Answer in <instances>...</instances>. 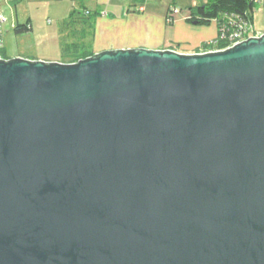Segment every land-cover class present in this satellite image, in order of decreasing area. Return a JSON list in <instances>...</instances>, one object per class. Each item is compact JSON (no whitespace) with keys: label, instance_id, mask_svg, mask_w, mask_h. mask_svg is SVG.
Masks as SVG:
<instances>
[{"label":"water","instance_id":"obj_1","mask_svg":"<svg viewBox=\"0 0 264 264\" xmlns=\"http://www.w3.org/2000/svg\"><path fill=\"white\" fill-rule=\"evenodd\" d=\"M0 264H264V34L0 59Z\"/></svg>","mask_w":264,"mask_h":264},{"label":"crops","instance_id":"obj_2","mask_svg":"<svg viewBox=\"0 0 264 264\" xmlns=\"http://www.w3.org/2000/svg\"><path fill=\"white\" fill-rule=\"evenodd\" d=\"M151 1L143 0V4L138 6L134 0H22L30 12L29 17L24 19L21 25L18 23L17 25L29 27L24 33L33 34L34 50L30 52L29 48L20 51L15 49L13 54L9 55L3 48L5 60L19 57L31 61L66 64L75 55L85 52L93 55L107 50L137 48L150 50L174 48L179 53L195 54L201 52L202 45L216 39L218 35L216 20L205 26L195 27V24L188 22L190 13L187 8L176 11L167 4L156 10L152 8L154 6ZM208 1L190 0L191 9L204 7ZM140 7L143 10H140ZM168 14L172 19L171 23L166 22ZM244 14L252 21L254 36L263 35L264 6L254 10L249 8ZM257 14L262 18L261 26L258 28L254 20ZM14 17L17 20L15 12ZM156 30V33H159L157 39L151 34L148 36L149 31ZM140 38L149 42L145 45ZM68 47L70 52L63 53V49Z\"/></svg>","mask_w":264,"mask_h":264},{"label":"built area","instance_id":"obj_3","mask_svg":"<svg viewBox=\"0 0 264 264\" xmlns=\"http://www.w3.org/2000/svg\"><path fill=\"white\" fill-rule=\"evenodd\" d=\"M21 0H0V50L5 46L6 36L10 32H14L17 24L15 23L14 8L15 5ZM251 4V9L254 10L259 6H264V0H247ZM140 10H143L140 7ZM10 11L11 15L8 16L7 12ZM167 23H171L172 19L167 18ZM254 37V29L252 21L248 15H228L225 21L218 28V35L215 40L206 43L211 46H216L218 43H223L224 46L215 50H203L201 53L224 51L232 48L235 45ZM173 50V49H172ZM175 51V50H173ZM177 52V51H176ZM0 59H2L0 57Z\"/></svg>","mask_w":264,"mask_h":264},{"label":"trees","instance_id":"obj_4","mask_svg":"<svg viewBox=\"0 0 264 264\" xmlns=\"http://www.w3.org/2000/svg\"><path fill=\"white\" fill-rule=\"evenodd\" d=\"M135 2H141L143 0H134ZM251 9V4L247 2V0H209L204 7L198 6L194 9L190 10V17L188 18V22L195 25H207L212 20H216L217 26H219L225 21L226 16L228 15H244L247 9ZM29 30V27H20L17 26L14 30V34L24 33ZM224 46L223 43H218L216 46H211L208 44L202 45L201 49L203 50H215L220 49ZM176 50L171 48L170 50ZM70 52V48L63 49L64 52ZM92 56L89 53H81L79 55H75L69 63L66 64H73L78 62L81 59H85L87 57ZM0 57L2 59H6L4 55L3 49L0 50Z\"/></svg>","mask_w":264,"mask_h":264},{"label":"rangeland","instance_id":"obj_5","mask_svg":"<svg viewBox=\"0 0 264 264\" xmlns=\"http://www.w3.org/2000/svg\"><path fill=\"white\" fill-rule=\"evenodd\" d=\"M140 4H143L142 1L138 2V6H140ZM151 4L154 6L152 8H154L156 10H160L159 9L160 6L167 5V4H170L171 5V9L175 8L176 11H180L181 9L184 10L185 8H187V10L190 13L189 9L192 8L190 0H153V2ZM149 9H150V2H149V5H148V10ZM14 12L16 13V16H17V20L16 19L14 20L15 23L16 24L18 23V24L21 25L23 23V20L24 19L26 20L29 17L30 9H28L25 6L24 2H22V0H21L20 2H18L15 5ZM7 14H8V16H10L11 12L8 11ZM167 16H169V18H171L170 14H168ZM93 18H94V16H92V20H93ZM174 18L175 19L177 18L176 14H175ZM49 19L52 20V18H49ZM130 20L131 19H128V21H130ZM141 20H144V18H141ZM254 20H255L256 28L260 27L261 23H262L261 16L259 14L255 15ZM152 24H153V20H152ZM200 26L201 25H196L195 27H200ZM202 26H205V25H202ZM157 30H159V29H157ZM157 30L155 32L154 31H152V32L149 31L148 32V36L151 34L154 39H157V37L159 35V33H156ZM7 36H6L7 37L6 44L4 46V49H5L7 54H9V55L13 54L15 49H16V51L17 50L20 51V50L29 48L30 52L34 50L35 38L33 37V34L32 35H28V34L26 35L25 33H23V34H18V35L15 36L14 32H10ZM137 37H139V35H137ZM139 40H143V39L140 38ZM141 42H144V44L146 45V43L149 42V41L145 42L143 40Z\"/></svg>","mask_w":264,"mask_h":264}]
</instances>
